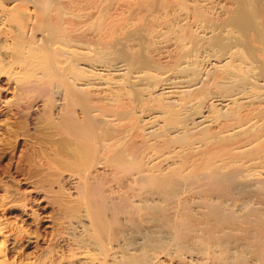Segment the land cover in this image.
Segmentation results:
<instances>
[{
    "label": "bare ground",
    "instance_id": "1",
    "mask_svg": "<svg viewBox=\"0 0 264 264\" xmlns=\"http://www.w3.org/2000/svg\"><path fill=\"white\" fill-rule=\"evenodd\" d=\"M15 1L0 9V90L15 80L42 103L90 218L68 253L33 264H264V0ZM97 164L113 184L91 180Z\"/></svg>",
    "mask_w": 264,
    "mask_h": 264
},
{
    "label": "rangeland",
    "instance_id": "2",
    "mask_svg": "<svg viewBox=\"0 0 264 264\" xmlns=\"http://www.w3.org/2000/svg\"><path fill=\"white\" fill-rule=\"evenodd\" d=\"M222 1H213L216 2L218 11ZM18 3L4 2L0 9L15 8ZM30 7L26 13L30 14V18H35L34 8ZM34 18L31 21H34ZM30 26L29 29L33 28ZM220 30L219 33L222 32ZM222 30L226 38L235 40L240 37L232 28ZM193 31L206 37L211 35L210 32L204 33L197 26L193 27ZM34 35L30 32L25 36L33 41ZM5 36L0 34V44ZM230 38L226 41H231ZM236 47L241 49L242 53L245 52L242 46ZM213 53H217L215 48L203 50L200 57V60L204 61L202 64H205ZM8 60L9 58L6 59ZM19 65H13L16 78L21 76L19 72L23 73L22 66ZM19 84L13 80L0 90V222H8L13 227L12 237L9 238L8 235L6 241H3V235L0 233V256L5 258L7 263L33 264L46 261L47 257L56 251L57 244L62 253H68L74 246V236H83L87 232L90 218L86 216L88 212L85 202L78 195L77 187L83 184V179L74 170L60 167L55 156L58 134L53 133L55 131L48 123L42 103L27 106L22 95V86ZM54 112L55 115L57 111ZM212 113L214 114V111ZM89 173L93 181L107 178L105 181L111 183L110 172L103 164L89 169ZM233 208L239 214L247 209L246 205L240 202ZM131 238L130 232H125L120 242L129 241ZM139 241L142 242L143 239H138V243ZM112 247L117 250L116 244ZM169 258L171 256L161 255V260L168 262L172 260Z\"/></svg>",
    "mask_w": 264,
    "mask_h": 264
}]
</instances>
